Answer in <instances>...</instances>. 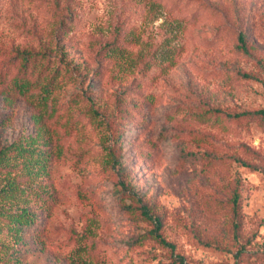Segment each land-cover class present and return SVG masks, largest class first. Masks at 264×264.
<instances>
[{
  "label": "rangeland",
  "instance_id": "obj_1",
  "mask_svg": "<svg viewBox=\"0 0 264 264\" xmlns=\"http://www.w3.org/2000/svg\"><path fill=\"white\" fill-rule=\"evenodd\" d=\"M60 62L47 104L15 88ZM262 108L264 0H0V192L37 214L0 205V264H264Z\"/></svg>",
  "mask_w": 264,
  "mask_h": 264
},
{
  "label": "trees",
  "instance_id": "obj_2",
  "mask_svg": "<svg viewBox=\"0 0 264 264\" xmlns=\"http://www.w3.org/2000/svg\"><path fill=\"white\" fill-rule=\"evenodd\" d=\"M240 39L244 41V36L240 34ZM52 51V49H50ZM51 54L47 53L46 51L41 52V55L38 56V54L32 53V51H25L23 55V59L27 60L30 64L31 62L36 64L35 66L42 65L43 61H46V67L49 70L51 68ZM37 55V58L35 57ZM41 62L37 64V61ZM68 64L60 62L58 65L54 66L52 71V76L48 80V82L44 85H41L42 81H40L39 78L35 80L26 79L25 77H17L14 79V86L17 88L20 93L24 96H26L28 99L36 100L39 104H47L49 101L50 96L54 92L56 86L55 84L59 83L57 81V77L61 76V80L70 79L73 75V72H68L69 69L67 68ZM26 67V66H25ZM28 69V68H26ZM40 87V89L35 90V88ZM37 92V93H35ZM217 114H220V111H216ZM215 113V112H214ZM216 114L217 117H219ZM250 114H256L258 116H261L264 119V109H257L255 111H249V112H240L236 113L234 118H239L242 116L250 115ZM231 116V115H230ZM221 119H216V123L220 122ZM215 122V121H214ZM34 139L29 141L27 144L32 145ZM18 148V147H17ZM19 149V148H18ZM27 151L32 152L34 149L31 147H27L26 149H19V151ZM24 157H28L27 155H23ZM2 162V164H1ZM0 162V167L3 166V163L6 162V158L2 157ZM30 162V159H29ZM45 166H43L44 168ZM122 188L119 191V199L123 203V206L127 208V210L131 211H138L140 216H142L144 219L153 222L155 225V238L158 239V241L167 246L170 247L172 250L175 249V245L166 240L165 237L160 233V229L162 227V221L161 218L154 213L151 212L150 206L146 204L143 199L139 196L138 193H136L132 189H128L126 186L125 181H122ZM27 189L18 187L17 184H15L14 180H9L8 187L4 188L2 192H0V205L3 206L2 210L7 212L6 218L8 219V225L10 232L20 233L22 232L23 228L25 226L31 225L35 222L37 214L33 213L31 209L29 208H23L19 207L17 204V200L24 196ZM27 193V192H26ZM82 198V197H81ZM240 195L238 193H235L233 197V207L235 213L238 211V209L241 206ZM53 202L49 203L48 200H44V205L49 206V204H52ZM16 206V207H14ZM17 208L16 211L12 212L11 209ZM7 210V211H6ZM1 211L0 213H5ZM238 226V224L236 225ZM180 264H183V261L180 262Z\"/></svg>",
  "mask_w": 264,
  "mask_h": 264
}]
</instances>
